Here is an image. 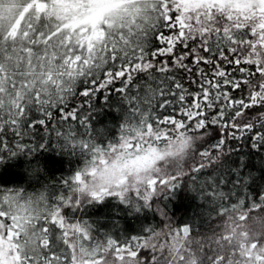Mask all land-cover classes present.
I'll return each mask as SVG.
<instances>
[{"label":"snow or ice","instance_id":"snow-or-ice-1","mask_svg":"<svg viewBox=\"0 0 264 264\" xmlns=\"http://www.w3.org/2000/svg\"><path fill=\"white\" fill-rule=\"evenodd\" d=\"M117 82L120 87L114 89ZM100 90L106 100L107 93L117 91L127 104L115 137L95 129L86 114ZM78 91L85 98L79 111L67 109ZM250 105L264 107V0H0V151L7 150L10 157L21 150L32 154L48 146L45 137L55 130L57 147L79 150L112 176L119 173L115 187L93 189L89 199L116 195L137 208L152 207L181 177L195 173V182L223 154L222 136L199 147L206 142L209 124L264 128V112L250 116ZM74 120L82 132L75 130ZM186 131L206 135L200 137L191 161H185V170L140 175L148 168L159 172L156 165L165 153L154 141L184 137L186 144L192 139ZM255 136L254 147L264 144V132ZM117 149V159L109 165L105 153ZM97 172L95 163L79 167L38 194L24 187H0V264H102V252L117 261L159 264L157 243L152 241L172 220L165 212H160L164 223L119 237L97 235L92 223L75 216L85 203L74 195L76 186L83 191L85 173ZM128 172L135 173L130 186ZM222 183L217 174L205 176L198 185L202 196L216 204L217 223L207 232L223 231L220 226L229 209L237 210L242 220L264 209V195L251 198L246 190L243 195L226 191ZM205 189L210 190L207 195ZM205 233L176 223L174 235L170 232L166 238L183 235L203 241ZM231 235L223 232L225 240ZM257 244L241 242L240 255L264 261V255L254 251ZM159 247L162 250L163 244ZM186 251L192 254V264H198V255L211 257L212 264H230L210 245L201 243L199 253Z\"/></svg>","mask_w":264,"mask_h":264},{"label":"trees","instance_id":"trees-1","mask_svg":"<svg viewBox=\"0 0 264 264\" xmlns=\"http://www.w3.org/2000/svg\"><path fill=\"white\" fill-rule=\"evenodd\" d=\"M119 87L120 84L117 82L114 89ZM105 94L104 90H100L92 97V106L87 109L86 114L90 116L89 123L95 129H102L107 137H115L126 115L127 104L122 94L115 90L107 93L109 95L107 100L104 98ZM84 100L78 91L76 97L69 100L66 108L69 110L75 108L79 111V105ZM250 109V116L264 112V107L260 105H250ZM54 111L56 117H59L60 112ZM71 122L75 125V130L83 131V126L78 121ZM55 123L53 120L52 124ZM61 130L67 131L66 128ZM40 131L43 134V128ZM207 131L206 142L199 147L202 149L222 136L225 139L223 154L221 160L201 172L195 182L191 180L195 173L181 177L175 189L167 190L155 198L153 207L137 208L130 202L125 203L115 196H108L101 201L85 202L75 211V216L92 223L97 235L106 232L117 237L140 234L150 225L165 222V218L160 215L161 211L178 224L188 223L207 232L217 220L214 215L216 204L210 198L202 196L198 186L205 176L218 174L223 181L221 187L226 191L234 190L243 195L246 190V194L251 198L264 195V144L253 146L258 142L255 132H264V128L257 124L251 131L230 126L220 129L209 124ZM241 131L243 135H240ZM45 138L50 139L48 146L32 154H28L27 150H21L10 157L7 150L0 151V155L5 157L4 161H0V187H24L28 191H36L45 185H56L57 182H61V177L69 178L82 166L85 157L79 150L57 147L55 130L50 131L49 136ZM24 142L32 143L28 138H25ZM101 142H105L103 137ZM13 144L15 145V140ZM35 168L37 171L33 173ZM59 190L66 191L62 187ZM209 192L210 190L205 189L204 195Z\"/></svg>","mask_w":264,"mask_h":264},{"label":"clouds","instance_id":"clouds-1","mask_svg":"<svg viewBox=\"0 0 264 264\" xmlns=\"http://www.w3.org/2000/svg\"><path fill=\"white\" fill-rule=\"evenodd\" d=\"M148 13L153 14L150 6ZM204 135L206 134L186 131V136L192 137L186 144L183 143L184 137H179L171 141H154L159 144L160 151L165 153L163 161L158 162L156 165L159 168V172L155 168H148L142 171L140 175L145 177L154 174L163 176L170 175L174 171L185 170V161H191L199 146L200 137ZM173 136H177V133H173ZM119 152L120 149H117L116 152L105 153L109 165H111L113 160L117 159ZM94 163L98 168L97 174L90 176L85 173L84 179L87 182V188L79 191V185H77V190L74 192V195L85 202L89 200V192L91 190L99 189L100 187H115L114 181L119 175L117 173V176H112L111 171L106 170L104 165L100 164L99 161L93 162L90 159H84L81 168L92 167ZM127 174L129 175V185L126 186H130L132 183H135V173L128 172ZM40 190L42 189H37L35 192L38 194ZM175 225L176 222L173 219L170 220L167 227L162 228L153 238L152 242L157 243V250L160 254L159 264H192V254L186 251V249L194 248L199 253L201 243L206 246L210 245L214 249L215 254H223L228 258L230 264H264V261L257 262L254 256L249 259L246 256L240 255L241 242L250 245L253 240L258 241L257 248L254 251L264 255V209L248 213L243 220L239 218L237 210L229 209L224 222L220 226L223 231L212 230L211 232H206L203 241H198L196 237L185 238L183 235L175 236L174 239L172 237L166 238V235L170 232L174 235ZM223 232H228L232 235L228 240H225L223 238ZM244 233H247V235H244ZM217 236L220 237L219 240L216 239ZM160 244H163L162 250L159 247ZM35 250L39 251V248L36 247ZM181 254L184 255L183 260L179 258ZM77 255L78 258H81L79 250H77ZM101 255L106 257L102 264H143L142 260L126 259L124 261H117L108 252H102ZM197 259L198 264H212L211 257L205 258L198 255Z\"/></svg>","mask_w":264,"mask_h":264},{"label":"rangeland","instance_id":"rangeland-1","mask_svg":"<svg viewBox=\"0 0 264 264\" xmlns=\"http://www.w3.org/2000/svg\"><path fill=\"white\" fill-rule=\"evenodd\" d=\"M161 195V194H160ZM110 196H115L116 198H118V199H120L118 196H116V195H110ZM106 197H108V196H106ZM121 200V199H120ZM155 200V199H154ZM92 201H94V202H97V201H101V200H96V199H89L87 202H92ZM156 201H153V204L155 203ZM132 205H134L132 202H130ZM135 206V205H134ZM152 207H153V205H152Z\"/></svg>","mask_w":264,"mask_h":264}]
</instances>
